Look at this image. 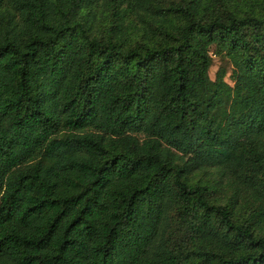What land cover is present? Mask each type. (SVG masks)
<instances>
[{
    "label": "trees",
    "instance_id": "trees-1",
    "mask_svg": "<svg viewBox=\"0 0 264 264\" xmlns=\"http://www.w3.org/2000/svg\"><path fill=\"white\" fill-rule=\"evenodd\" d=\"M0 264H264V0H0Z\"/></svg>",
    "mask_w": 264,
    "mask_h": 264
},
{
    "label": "rangeland",
    "instance_id": "rangeland-1",
    "mask_svg": "<svg viewBox=\"0 0 264 264\" xmlns=\"http://www.w3.org/2000/svg\"><path fill=\"white\" fill-rule=\"evenodd\" d=\"M222 66V62H220L217 58L214 59V64L211 68L210 71V77L213 79L216 75V72L219 70V68ZM228 65H227V70H228Z\"/></svg>",
    "mask_w": 264,
    "mask_h": 264
}]
</instances>
